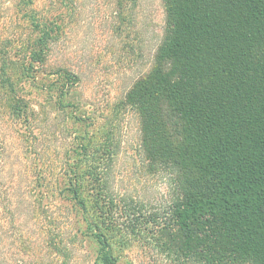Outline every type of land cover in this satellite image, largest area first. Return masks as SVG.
Listing matches in <instances>:
<instances>
[{
  "label": "trees",
  "instance_id": "trees-1",
  "mask_svg": "<svg viewBox=\"0 0 264 264\" xmlns=\"http://www.w3.org/2000/svg\"><path fill=\"white\" fill-rule=\"evenodd\" d=\"M70 1L0 0L4 156L5 128L16 131L13 138L19 144L29 143L44 100L70 107L66 99L80 78L67 66L49 62L53 45L65 31L62 12H53L54 3L67 7ZM162 4L163 33L149 68L122 101L138 117L139 150L147 163L172 174L166 208L163 213L145 211L133 200L122 204L112 196L111 167L119 143L113 144L108 134L92 152L89 143L96 132L76 134L86 141L76 144L71 162L68 157L61 165L58 192L68 193L63 199L70 202L76 232L97 244L94 264L117 263L105 233L108 227L121 232L120 240L149 228L171 264H264V0H162ZM67 111L70 118L79 117L73 108ZM4 156L0 264L7 224L12 227V254L21 252L30 259L15 258L18 264H71L72 249L59 230L43 225L45 252H38L22 220L9 208L13 181L6 179L11 170ZM34 167L33 186L30 167L19 168L28 179L23 188L38 204L44 176L41 166ZM83 182L90 188L88 197L82 196ZM52 209L51 200L41 209L29 207V225L40 217L52 218Z\"/></svg>",
  "mask_w": 264,
  "mask_h": 264
},
{
  "label": "rangeland",
  "instance_id": "rangeland-1",
  "mask_svg": "<svg viewBox=\"0 0 264 264\" xmlns=\"http://www.w3.org/2000/svg\"><path fill=\"white\" fill-rule=\"evenodd\" d=\"M54 5V14L62 12L65 31L53 45L49 62L67 66L79 76V82L66 99L70 101V107L59 108L47 100L42 102L29 143L21 141L19 144L20 141L13 138L16 131L5 128L6 153L5 156L0 153V157L4 156L6 168L11 170L6 179L13 181L9 208L15 211L18 220H22L21 225L33 238L35 249L45 252L41 251V238L46 230L41 229L45 225L54 232L59 230L64 237V244L72 249L71 264H94L97 244L76 232L70 202L63 199L68 193L58 192L59 169L68 157L71 162L74 146L86 141L77 138L76 134L96 132L89 143L92 152L109 134L113 144L119 143V152L111 167L112 196L122 204L133 200L145 211L163 213L173 188L172 174L147 163L139 150L138 117L124 106L122 100L136 78L149 68L152 53L163 33L164 9L162 0H71L67 7ZM70 108L79 117L70 118L67 111ZM18 150L24 152L23 159ZM20 164L30 167L32 186V178L37 175L34 165L41 166L44 183L38 185V204L32 203L35 195L22 186L27 178L22 176ZM15 170L16 176L13 175ZM81 193L84 197L90 194L86 182L81 185ZM46 200L52 201L53 209L49 212L52 218L40 217L34 226H30L29 207L37 205L41 209ZM49 219L53 221L52 225L48 224ZM112 228L108 227L105 233L111 242L112 253L117 257L116 264H171V259L159 252L155 242L157 237L151 234L152 231L148 232L149 228L134 235L126 234L121 240V232ZM11 231L12 227L7 224L3 264H18L15 258L29 261L28 255L21 252L12 254Z\"/></svg>",
  "mask_w": 264,
  "mask_h": 264
}]
</instances>
